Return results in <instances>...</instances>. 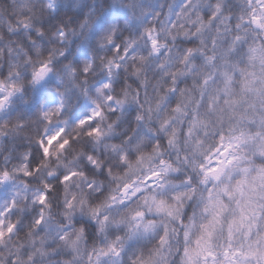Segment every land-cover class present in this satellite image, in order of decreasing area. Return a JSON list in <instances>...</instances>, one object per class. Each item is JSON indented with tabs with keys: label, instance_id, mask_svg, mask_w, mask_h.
Masks as SVG:
<instances>
[{
	"label": "clouds",
	"instance_id": "9594fccd",
	"mask_svg": "<svg viewBox=\"0 0 264 264\" xmlns=\"http://www.w3.org/2000/svg\"><path fill=\"white\" fill-rule=\"evenodd\" d=\"M0 264H264V0H0Z\"/></svg>",
	"mask_w": 264,
	"mask_h": 264
}]
</instances>
